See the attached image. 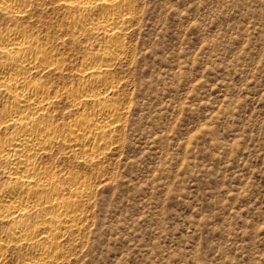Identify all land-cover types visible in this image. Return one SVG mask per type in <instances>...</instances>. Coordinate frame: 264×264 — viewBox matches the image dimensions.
<instances>
[{"label":"rangeland","instance_id":"374dc122","mask_svg":"<svg viewBox=\"0 0 264 264\" xmlns=\"http://www.w3.org/2000/svg\"><path fill=\"white\" fill-rule=\"evenodd\" d=\"M50 1L29 19L42 38L67 18ZM134 3L115 68L126 113L99 173L62 159L102 183L54 264H264V0ZM85 42L62 48L69 67Z\"/></svg>","mask_w":264,"mask_h":264},{"label":"bare ground","instance_id":"6f19581e","mask_svg":"<svg viewBox=\"0 0 264 264\" xmlns=\"http://www.w3.org/2000/svg\"><path fill=\"white\" fill-rule=\"evenodd\" d=\"M40 2L0 0L11 22L0 30V261L19 248L23 264H54L67 256L63 243L87 230L102 178L62 159L96 170L116 144L128 95L115 68L138 17L134 0H51L67 18L42 38L29 22ZM91 39L69 67L64 49Z\"/></svg>","mask_w":264,"mask_h":264}]
</instances>
